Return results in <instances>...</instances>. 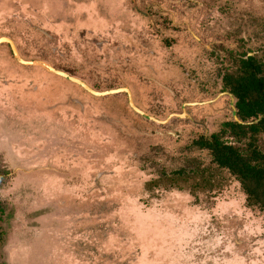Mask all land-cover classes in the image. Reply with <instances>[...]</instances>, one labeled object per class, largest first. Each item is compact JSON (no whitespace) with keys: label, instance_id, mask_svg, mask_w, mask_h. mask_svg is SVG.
<instances>
[{"label":"rangeland","instance_id":"374dc122","mask_svg":"<svg viewBox=\"0 0 264 264\" xmlns=\"http://www.w3.org/2000/svg\"><path fill=\"white\" fill-rule=\"evenodd\" d=\"M1 38L168 121L2 43L0 264H264V212L196 146L234 119L217 57L264 62V0H0Z\"/></svg>","mask_w":264,"mask_h":264},{"label":"trees","instance_id":"16d2710c","mask_svg":"<svg viewBox=\"0 0 264 264\" xmlns=\"http://www.w3.org/2000/svg\"><path fill=\"white\" fill-rule=\"evenodd\" d=\"M263 66L255 58L241 61V70L231 81L226 83L237 99L236 109L239 120H262L249 126L241 127L230 124L235 135L250 133L249 148L240 151L225 145L219 136L204 138L196 142L201 149L208 150L215 163L229 170L240 181L248 195V203L264 211V153L257 147L258 136L264 133V74ZM227 81V80H226Z\"/></svg>","mask_w":264,"mask_h":264},{"label":"flooded vegetation","instance_id":"af4514ba","mask_svg":"<svg viewBox=\"0 0 264 264\" xmlns=\"http://www.w3.org/2000/svg\"><path fill=\"white\" fill-rule=\"evenodd\" d=\"M221 45V44H220ZM221 46H223V45H221ZM220 47V46H219ZM246 47V43H245V39H241V40H239V41H237V48L236 49H233V50H230V49H225V51L227 52V59H226V57L225 58H221V57H217V58H219V60H220V62L222 61V62H229V66H228V69H226V72H222V79H221V81H222V85H223V91H221L220 93H218L217 94V96H216V98H214V99H209L208 101H207V105L208 104H212V103H214L215 102V104H214V106H217V107H219V105H220V103H222V100H224V98H229L230 100L232 99V100H234V119L232 120V121H227V122H225L224 123V125H223V130L220 132V133H216V134H212L211 136H209V137H202V138H204V139H206V140H209V139H211V137L212 136H219V138H220V140H221V142H223L225 145H228V146H231V147H233V148H237V149H239L240 151H245V150H247V148H249V144H250V137H251V135H250V133H247L245 136L244 135H235L234 133H233V130H232V128L229 126L230 124H234V123H237L238 125H240L241 127H243V126H249V125H251L252 123H258V122H260L261 120H262V117L261 118H259L258 120H255V121H253V120H250V121H247V122H244V121H241V120H239V118H238V116H237V109H236V102H237V99L235 98V96H234V94H233V92H232V89L230 88V86L228 85L227 86V84L226 83H229L231 80V77H235L236 76V74L237 73H239L240 72V70H241V61L242 60H248L249 58H255L256 60H258V62H259V64H261L262 66H263V69H264V62H262L261 60H260V58H259V56H258V54H256L254 51H250V49L248 48V50L249 51H243L242 52V50H244V48ZM220 50H223V48L222 47H220ZM210 52H211V54L212 55H215V53L217 54V52L216 51H214L213 49H210ZM223 59V60H222ZM225 60H227V61H225ZM263 74H264V71H263ZM227 80V81H226ZM85 84H86V82H84ZM93 86V85H92ZM93 88H97L96 86H93ZM92 88V89H93ZM93 90H95V89H93ZM96 91V90H95ZM96 92H98V91H96ZM107 92H114V93H112V94H109V95H107V96H112V95H115V94H127V96H128V98H129V104H130V106L132 107V104H131V100H132V103H133V105L138 109V110H140L143 114H145L146 116H144V115H142V114H140L138 111H136L133 107H132V109L135 111V112H137L140 116H142V117H145V118H147V119H149V120H151V121H153V122H157V123H161V124H165L168 120H165V121H159V120H157L156 118H153V117H151L150 115H148L147 113H145L144 111H142L140 108H138L137 107V105H136V103H135V99H134V93H133V91L132 90H130V89H128V88H119V89H112V90H108ZM99 93H104V92H99ZM203 93L205 94H208V91L207 90H204L203 91ZM107 96H102V97H100V98H105V97H107ZM130 98H131V100H130ZM201 102V101H200ZM199 102V103H200ZM200 104H205V102H201ZM189 105H191V104H189ZM205 107V106H204ZM208 108V107H207ZM176 116H179V115H176ZM183 116H185L184 114L183 115H181V116H179V117H183ZM171 118V117H170ZM169 118V119H170ZM261 135H264V133H262V134H260L259 136H258V141H259V139L261 138L260 136ZM226 137H228V138H232V139H235L237 142H238V144H236V145H234V144H230V143H228V142H226L225 141V139H226ZM201 137L199 138V140L200 139H202ZM198 141V140H197ZM196 141V142H197ZM196 146H197V144H196ZM257 147H258V142H257ZM197 148L199 149V150H202V151H208V150H205V149H201V148H199L198 146H197ZM259 148V147H258ZM259 150H260V148H259ZM262 153H264V151L263 150H260ZM212 159H213V162L215 163V160H214V158L212 157ZM216 164V163H215ZM217 165V164H216ZM218 166V165H217ZM227 170V169H226ZM229 171V170H228ZM230 172V171H229ZM231 173V172H230ZM232 174V173H231ZM233 175V174H232ZM236 179H237V177L235 176V175H233ZM237 181L240 183V181L237 179ZM240 185H241V183H240ZM241 188H242V190H243V192L245 193V195H246V201H247V204H248V206L249 207H257V206H251L249 203H248V195H247V193H246V191L244 190V188L242 187V185H241ZM257 208H259V207H257ZM260 209V208H259ZM261 210V209H260ZM262 211V210H261ZM262 212H264V211H262Z\"/></svg>","mask_w":264,"mask_h":264},{"label":"water","instance_id":"95a60500","mask_svg":"<svg viewBox=\"0 0 264 264\" xmlns=\"http://www.w3.org/2000/svg\"><path fill=\"white\" fill-rule=\"evenodd\" d=\"M2 43H7L9 44V46L11 47V50L13 52V56L15 58V60L22 64V65H25V66H39V67H42L44 68L45 70L51 72L52 74H55V75H58V76H61L63 78H66L67 80L71 81V82H74L80 86H82L85 90H87L90 94L94 95V96H99V97H102V96H107L109 94H112L114 92H104V93H99V92H96L95 90H93L92 88H90L87 84H85L83 81L75 78V77H72L71 75L65 73V72H62L56 68H53L51 65L45 63V62H42V61H26L22 58V56L20 55L15 43L13 42V40L9 39V38H1L0 39V45ZM131 100V98H130ZM131 104H132V107L138 111L140 114L146 116L145 114H143L140 110H138L132 103V100H131Z\"/></svg>","mask_w":264,"mask_h":264}]
</instances>
